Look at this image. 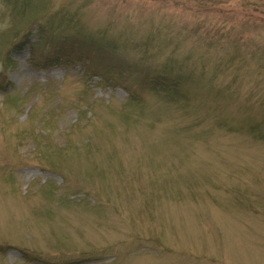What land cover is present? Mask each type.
<instances>
[{
  "label": "rangeland",
  "instance_id": "rangeland-1",
  "mask_svg": "<svg viewBox=\"0 0 264 264\" xmlns=\"http://www.w3.org/2000/svg\"><path fill=\"white\" fill-rule=\"evenodd\" d=\"M10 1L0 264H264V0ZM47 8L129 70L40 63Z\"/></svg>",
  "mask_w": 264,
  "mask_h": 264
},
{
  "label": "trees",
  "instance_id": "trees-1",
  "mask_svg": "<svg viewBox=\"0 0 264 264\" xmlns=\"http://www.w3.org/2000/svg\"><path fill=\"white\" fill-rule=\"evenodd\" d=\"M10 2H13L14 7L17 6L20 9L26 10L33 7L32 2L30 3L29 0L21 2L20 0H12ZM39 8L43 9L44 7ZM36 23L34 43L29 41L33 31L32 25L27 26L22 34L26 42L29 43L30 52L35 53L37 51L39 53L40 63L53 62L55 65L66 64L67 62L80 63L92 74H95L96 71L99 72L97 74L100 77L104 71L129 70L127 62H123L124 60L119 58L115 52L110 50L108 53L106 45L82 32L75 15L70 16L66 10L61 8L54 11L48 8L42 10V14L40 12L39 18L35 19L32 24ZM157 76L162 78L160 87L166 88L168 91L172 88L179 90L177 85L180 87V84L173 83L172 80L174 79L165 70L160 76ZM15 102H10L9 105H13ZM255 130H257L256 127L251 126L252 133L257 134L259 138L263 137Z\"/></svg>",
  "mask_w": 264,
  "mask_h": 264
}]
</instances>
